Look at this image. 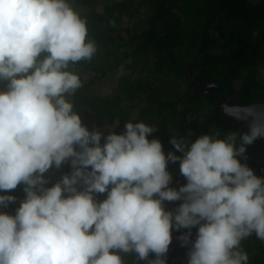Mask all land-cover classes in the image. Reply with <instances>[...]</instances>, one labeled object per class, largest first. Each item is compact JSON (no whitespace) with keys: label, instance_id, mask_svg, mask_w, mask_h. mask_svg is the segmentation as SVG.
<instances>
[{"label":"clouds","instance_id":"9594fccd","mask_svg":"<svg viewBox=\"0 0 264 264\" xmlns=\"http://www.w3.org/2000/svg\"><path fill=\"white\" fill-rule=\"evenodd\" d=\"M95 52L67 0H0V192L23 185L25 193L14 214L0 212V264H123L120 253L166 264L172 232L181 229L187 264H247L241 241L253 233L264 240V177L239 157L264 138V110L221 106L248 122L239 148L237 133L204 134L188 146L172 138L182 156L165 155L143 122L104 136L65 99L81 87L65 69ZM177 162L186 181L178 188L168 171ZM65 163L71 172L46 187V174ZM15 202L0 195V207Z\"/></svg>","mask_w":264,"mask_h":264},{"label":"trees","instance_id":"16d2710c","mask_svg":"<svg viewBox=\"0 0 264 264\" xmlns=\"http://www.w3.org/2000/svg\"><path fill=\"white\" fill-rule=\"evenodd\" d=\"M67 3L86 22L87 39L96 47L91 60L70 63L65 69L81 80V87L74 94H66L65 99L73 104V111L90 131L98 130L104 136L122 134L124 117L135 110L137 116L132 123L153 127L155 131L149 139H159L165 155L173 152L182 156L170 143L172 138L188 146L204 134L225 139L237 133L236 147H240L239 134L243 131L231 118L217 116L212 100L194 92L190 83L199 73L198 78L203 75L212 81L221 94L237 105L264 101V0ZM132 7L135 13L144 12L145 28L136 32L120 26L122 19L131 15L127 13ZM113 81L117 91L110 95L105 87H111ZM5 88L6 82H0V90ZM115 121L119 124L115 125ZM245 147L246 159L239 158L248 166L252 148ZM168 171L173 177L170 187L186 183L178 162L169 163ZM70 172V163L51 169L46 174V187ZM23 187L5 193L16 197V202L10 203L14 208L25 196ZM179 203L165 202L164 206L174 211ZM195 232V228L191 230L194 236ZM240 249L248 255L247 264H264V240L255 233L241 241ZM120 255L123 264H148V260L141 261L134 253Z\"/></svg>","mask_w":264,"mask_h":264},{"label":"water","instance_id":"95a60500","mask_svg":"<svg viewBox=\"0 0 264 264\" xmlns=\"http://www.w3.org/2000/svg\"><path fill=\"white\" fill-rule=\"evenodd\" d=\"M207 84V87L210 88L212 92H215L217 94H220L219 89L217 85H215L212 81L209 79L204 80ZM221 99V106L225 103H227L229 106L237 105L233 102V100H230L226 98L223 95H219ZM253 105L258 110H264V101L258 102V103H250L246 105H240V106H248ZM216 111L218 116H227L225 115L222 107L221 109L216 107ZM233 120V122L236 124L237 128L242 130L243 133L248 131V122L247 121H241L236 120L230 116H227ZM250 148H252V155L248 162V167H250L254 174H256L259 177H264V138L256 139L251 145ZM98 200H103L104 198L102 195H97L96 197ZM16 208L12 207L11 204H9L6 208L0 207V212H6L9 214H14ZM186 232H176L173 230L172 232V243L170 244L168 253L164 257L170 264H187V252L189 250L190 244L182 246V241L180 237ZM190 240L194 241L195 236L191 233ZM120 254H127V253H120Z\"/></svg>","mask_w":264,"mask_h":264},{"label":"rangeland","instance_id":"374dc122","mask_svg":"<svg viewBox=\"0 0 264 264\" xmlns=\"http://www.w3.org/2000/svg\"><path fill=\"white\" fill-rule=\"evenodd\" d=\"M131 14V15H129V16H126V17H124L123 19H122V21H121V24H120V26L122 27V28H129V30L131 31V32H136V31H138V30H140V29H143V28H145L144 27V12L143 11H140V12H138V13H135L134 11H133V7L131 8V11L129 10L128 11V13L127 14ZM199 74V73H198ZM197 74V75H198ZM192 75V74H191ZM196 75V77L193 79V81L190 83L191 84V86H192V84H194V80L197 78L198 80H200V78H198V77H200V76H197ZM201 81H203L204 82V79L203 78H201ZM205 84V86H207V84H206V82H204ZM115 87H116V83L113 81L112 82V85H111V87H105L106 88V90H105V92H108L110 95H113V92L114 91H117V89H115ZM101 88V87H100ZM193 90H194V92H200V89H196V88H194V86H193ZM209 98H210V96H208ZM211 99H214V98H210V100ZM137 116V112L135 111V110H132L131 111V113H130V115H129V117H124V122H126V123H128V122H132L133 121V119L135 118ZM125 123V124H126ZM116 124H119V122L118 121H115V125ZM0 195H6L4 192H0Z\"/></svg>","mask_w":264,"mask_h":264},{"label":"flooded vegetation","instance_id":"af4514ba","mask_svg":"<svg viewBox=\"0 0 264 264\" xmlns=\"http://www.w3.org/2000/svg\"><path fill=\"white\" fill-rule=\"evenodd\" d=\"M204 84L205 83L203 81H201V79L200 80L195 79V83L192 84V87L194 86V88L200 89V93H202V94H204L206 96H210V98H214V99H211L212 102L216 105L217 108L221 109L222 102H221L220 96L218 97L217 95H214L215 93L212 92L210 90V88H208Z\"/></svg>","mask_w":264,"mask_h":264}]
</instances>
